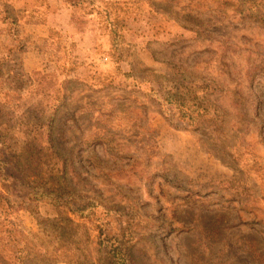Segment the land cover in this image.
<instances>
[{"label": "rangeland", "instance_id": "374dc122", "mask_svg": "<svg viewBox=\"0 0 264 264\" xmlns=\"http://www.w3.org/2000/svg\"><path fill=\"white\" fill-rule=\"evenodd\" d=\"M68 7L47 42L0 14V264H104L114 242L134 264H264V23L235 0ZM179 82L207 94L199 129Z\"/></svg>", "mask_w": 264, "mask_h": 264}, {"label": "trees", "instance_id": "16d2710c", "mask_svg": "<svg viewBox=\"0 0 264 264\" xmlns=\"http://www.w3.org/2000/svg\"><path fill=\"white\" fill-rule=\"evenodd\" d=\"M8 1V0H7ZM12 1V0H10ZM63 2L67 7L69 6H77L79 4H82L85 2V0H58ZM238 6H249V15H245L244 12H242L243 17L245 19H252L253 22L255 23H264V20H260L259 18V11L254 8V5L259 1V0H235ZM42 2H47L46 0H43ZM0 14H4V9L5 13H7V16L11 19V26L15 28V30L10 33L12 35L13 40H18L21 39V30H22V25L20 23L21 20L28 19V14L34 12V10H30V12H27L26 10L19 9L16 10L13 5L10 3L6 4V2L0 4ZM69 8V7H68ZM263 9H264V3H263ZM10 10L16 12L18 15L17 16H10L8 13ZM45 13H48V3L46 4L44 8ZM251 17V18H249ZM33 18V17H31ZM0 21L2 24H5V20ZM41 21V20H40ZM53 32V30H52ZM52 32L49 38L43 39V41L47 42L51 39L52 37ZM33 52L35 53V56H40L39 51H35L32 49ZM51 59V61L49 60ZM48 62L50 64H54V58H49ZM203 91L198 88L197 85H190L186 86L183 83L179 84H174L173 89L168 93V100L169 104L171 105H176L177 108L179 109V112L181 114V120H186L188 121L189 126L195 127L199 129V126L204 123L203 121H206L208 119V110L204 107L203 105V99L207 97V94L204 96L201 95ZM103 246V245H102ZM112 250H108L107 256L104 259V264H134L133 261L129 258L127 253H123V249L116 245L115 242L112 244ZM105 249H108L106 247ZM112 254V256H110Z\"/></svg>", "mask_w": 264, "mask_h": 264}, {"label": "crops", "instance_id": "0c3cea01", "mask_svg": "<svg viewBox=\"0 0 264 264\" xmlns=\"http://www.w3.org/2000/svg\"><path fill=\"white\" fill-rule=\"evenodd\" d=\"M43 0H27L29 5L26 4L25 0H12L11 4L16 10L19 9H30L31 11L37 8V3ZM48 3V14L47 18L43 20H38L34 18L21 20L22 25V37H36L47 39L50 37L52 30H54L55 19L65 13H68L69 8L61 1L58 0H46ZM29 7V8H28ZM35 53L32 50L26 51L22 55L23 62L30 65V62L34 64ZM25 64V65H26ZM26 65V66H27Z\"/></svg>", "mask_w": 264, "mask_h": 264}]
</instances>
